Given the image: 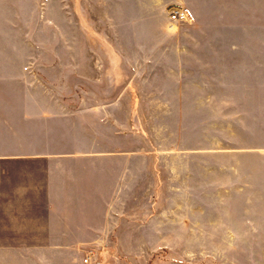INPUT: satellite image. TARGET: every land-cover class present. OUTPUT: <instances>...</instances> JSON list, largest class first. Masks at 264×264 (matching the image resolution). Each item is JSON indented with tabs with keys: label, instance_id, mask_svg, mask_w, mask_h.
I'll return each mask as SVG.
<instances>
[{
	"label": "rangeland",
	"instance_id": "1",
	"mask_svg": "<svg viewBox=\"0 0 264 264\" xmlns=\"http://www.w3.org/2000/svg\"><path fill=\"white\" fill-rule=\"evenodd\" d=\"M0 87L55 88L103 181L72 264H264V0H0Z\"/></svg>",
	"mask_w": 264,
	"mask_h": 264
},
{
	"label": "crops",
	"instance_id": "2",
	"mask_svg": "<svg viewBox=\"0 0 264 264\" xmlns=\"http://www.w3.org/2000/svg\"><path fill=\"white\" fill-rule=\"evenodd\" d=\"M130 2L151 8L160 0ZM68 103L53 87H0L3 264H72L73 248L100 243L110 230L97 167L90 178L73 175Z\"/></svg>",
	"mask_w": 264,
	"mask_h": 264
},
{
	"label": "built area",
	"instance_id": "3",
	"mask_svg": "<svg viewBox=\"0 0 264 264\" xmlns=\"http://www.w3.org/2000/svg\"><path fill=\"white\" fill-rule=\"evenodd\" d=\"M189 7L185 5L175 6L170 12L171 20L173 21H183L186 20L189 16ZM88 260V257L85 258V261Z\"/></svg>",
	"mask_w": 264,
	"mask_h": 264
}]
</instances>
